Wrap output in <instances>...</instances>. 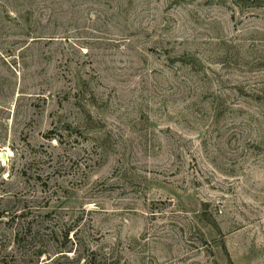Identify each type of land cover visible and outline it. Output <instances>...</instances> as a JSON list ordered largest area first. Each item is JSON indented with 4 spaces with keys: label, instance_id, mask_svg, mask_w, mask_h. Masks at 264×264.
Returning <instances> with one entry per match:
<instances>
[{
    "label": "rangeland",
    "instance_id": "rangeland-1",
    "mask_svg": "<svg viewBox=\"0 0 264 264\" xmlns=\"http://www.w3.org/2000/svg\"><path fill=\"white\" fill-rule=\"evenodd\" d=\"M0 153L5 264H264V0H0Z\"/></svg>",
    "mask_w": 264,
    "mask_h": 264
},
{
    "label": "trees",
    "instance_id": "trees-1",
    "mask_svg": "<svg viewBox=\"0 0 264 264\" xmlns=\"http://www.w3.org/2000/svg\"><path fill=\"white\" fill-rule=\"evenodd\" d=\"M23 213L17 217L18 223L16 229L14 230V243L16 249L19 252V262L26 264L33 262L34 264H40V260L45 256L44 263L42 264H59L61 257L57 256L51 257L50 253H47L46 249H43L38 244V236L40 234L42 223V216H33ZM2 247L0 246V249ZM0 251V264H5L7 255L1 257ZM5 260V261H4Z\"/></svg>",
    "mask_w": 264,
    "mask_h": 264
},
{
    "label": "bare ground",
    "instance_id": "bare-ground-1",
    "mask_svg": "<svg viewBox=\"0 0 264 264\" xmlns=\"http://www.w3.org/2000/svg\"><path fill=\"white\" fill-rule=\"evenodd\" d=\"M0 159L4 161V156L0 153Z\"/></svg>",
    "mask_w": 264,
    "mask_h": 264
}]
</instances>
